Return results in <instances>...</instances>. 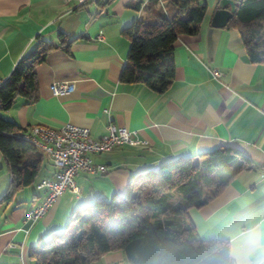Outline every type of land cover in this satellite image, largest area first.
Here are the masks:
<instances>
[{
  "label": "crops",
  "instance_id": "0c3cea01",
  "mask_svg": "<svg viewBox=\"0 0 264 264\" xmlns=\"http://www.w3.org/2000/svg\"><path fill=\"white\" fill-rule=\"evenodd\" d=\"M136 1L114 0L103 6L100 0L82 5L0 0V80L9 77L40 39L54 45L35 68L36 100L18 96L9 110L0 111L1 116L25 129L59 128L70 122L89 128L95 138L105 135L113 123L145 141L94 155L109 171L80 172L79 194L65 192L35 222L27 220V213L47 194L36 185L43 178H55L57 169L44 154L34 183L8 199L12 176L0 151V264H35L30 248L64 231L75 209L121 196L132 179L167 160L187 156L201 160L202 152L219 146L241 148L253 167L237 173L206 205L188 210L197 234L216 239L214 230L221 224L264 215V63L249 60L238 29L212 26L217 3L212 9L206 0L208 14L199 32L181 34L175 42L170 87L158 93L145 83H124L120 76L131 42L123 29L138 19L156 21L165 11L163 0H145L139 8L132 7ZM213 68L224 75L214 78ZM55 82H72L75 89L55 95ZM92 264L129 263L125 253L116 250Z\"/></svg>",
  "mask_w": 264,
  "mask_h": 264
},
{
  "label": "trees",
  "instance_id": "16d2710c",
  "mask_svg": "<svg viewBox=\"0 0 264 264\" xmlns=\"http://www.w3.org/2000/svg\"><path fill=\"white\" fill-rule=\"evenodd\" d=\"M144 1L131 6L139 8ZM163 1L165 11L158 20L138 19L122 31L131 44L120 80L145 83L158 93L166 91L175 77L176 40L181 34H197L208 14L205 0ZM235 2L227 26L240 31L249 60L264 63V0ZM64 39L61 35L65 43ZM69 46L70 42L65 45ZM52 48V43L40 39L18 60L0 85V111L9 110L18 96L36 100L35 68ZM22 130L26 129L0 115V151L12 176L8 199L34 183L45 154L18 135ZM201 156L167 160L132 179L121 196L75 209L66 229L31 247L30 258L35 264H92L122 250L129 264H195L197 254L216 239L197 234L188 210L206 205L237 173L253 167L252 159L236 146H219Z\"/></svg>",
  "mask_w": 264,
  "mask_h": 264
},
{
  "label": "built area",
  "instance_id": "2783aa9c",
  "mask_svg": "<svg viewBox=\"0 0 264 264\" xmlns=\"http://www.w3.org/2000/svg\"><path fill=\"white\" fill-rule=\"evenodd\" d=\"M70 4H85L95 0H62ZM214 78L218 79L224 72L218 68L211 70ZM3 81L0 80V85ZM75 89L72 82H55L52 91L55 95L66 94ZM18 135L25 141L42 150L56 167L55 178H43L36 185L37 189L47 192L43 201L32 207L27 213V220L35 222L42 217L53 203L65 192L79 194L80 188L76 176L80 172L103 174L109 171V166L96 162L94 155L109 152L117 145L126 143H145L139 139L135 131L125 126L111 123L108 132L95 138L87 127L67 122L59 128L46 125H35L22 130Z\"/></svg>",
  "mask_w": 264,
  "mask_h": 264
},
{
  "label": "clouds",
  "instance_id": "9594fccd",
  "mask_svg": "<svg viewBox=\"0 0 264 264\" xmlns=\"http://www.w3.org/2000/svg\"><path fill=\"white\" fill-rule=\"evenodd\" d=\"M214 235L215 242L197 254L195 264H264V215L223 223Z\"/></svg>",
  "mask_w": 264,
  "mask_h": 264
},
{
  "label": "water",
  "instance_id": "95a60500",
  "mask_svg": "<svg viewBox=\"0 0 264 264\" xmlns=\"http://www.w3.org/2000/svg\"><path fill=\"white\" fill-rule=\"evenodd\" d=\"M236 11L235 0H218L211 24L214 27H225L229 24Z\"/></svg>",
  "mask_w": 264,
  "mask_h": 264
},
{
  "label": "rangeland",
  "instance_id": "374dc122",
  "mask_svg": "<svg viewBox=\"0 0 264 264\" xmlns=\"http://www.w3.org/2000/svg\"><path fill=\"white\" fill-rule=\"evenodd\" d=\"M205 1H206V0H205ZM209 1H210V2H209L210 5H211L210 7L213 9V6L216 5V3H217L218 0H209ZM46 157H47V156H46Z\"/></svg>",
  "mask_w": 264,
  "mask_h": 264
}]
</instances>
